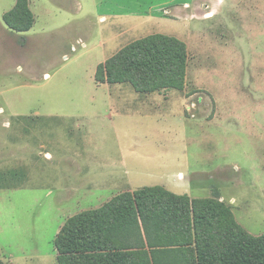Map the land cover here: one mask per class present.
<instances>
[{"label": "rangeland", "instance_id": "374dc122", "mask_svg": "<svg viewBox=\"0 0 264 264\" xmlns=\"http://www.w3.org/2000/svg\"><path fill=\"white\" fill-rule=\"evenodd\" d=\"M12 1L0 0V13ZM81 1L83 15L73 14L65 27L49 32L64 22L42 14L31 33L11 32L8 44L0 43L5 262L58 264L55 240L63 225L110 196L99 183L116 174L106 157L127 160L137 187L173 184L186 171L175 167L174 157L181 165L187 160L198 174L185 194L235 198L230 205L243 230L264 235V0H109L98 10L100 0ZM96 10L154 12L145 32L179 35L187 45L184 90L104 99L93 69L92 48L104 37ZM113 102L126 116H114ZM195 106L197 119L191 118ZM87 153L97 160H84Z\"/></svg>", "mask_w": 264, "mask_h": 264}, {"label": "trees", "instance_id": "16d2710c", "mask_svg": "<svg viewBox=\"0 0 264 264\" xmlns=\"http://www.w3.org/2000/svg\"><path fill=\"white\" fill-rule=\"evenodd\" d=\"M5 24L32 30L29 0H17ZM187 45L153 35L135 41L97 68V84H129L138 93L182 92ZM216 200H191L161 187L117 196L71 217L55 240L58 264H264V235L254 237ZM0 264H7L1 258Z\"/></svg>", "mask_w": 264, "mask_h": 264}, {"label": "crops", "instance_id": "0c3cea01", "mask_svg": "<svg viewBox=\"0 0 264 264\" xmlns=\"http://www.w3.org/2000/svg\"><path fill=\"white\" fill-rule=\"evenodd\" d=\"M108 1L109 0H100L99 4L97 5V10L100 8L101 5H103V8H106L107 5L109 4ZM199 1L201 0H195L194 4L198 5ZM205 1H207L206 3L209 4V3H217L218 0H205ZM54 2H57V3H54ZM90 2L95 3V0H90ZM16 3H17V0H13L11 3L5 2L7 8H4L0 13V43L2 45L8 44V38L10 37V34H12L11 32L17 33V34L31 33L35 29L39 19L42 18V14H46V15L50 14L51 16H54V17L60 16L62 18L61 22H64V24L51 28L49 31L51 32V31L56 30L58 27H62V28L65 27L66 24L74 17L73 14H75L76 16L77 15L82 16L85 10V7L81 0H62L61 2L57 0H53V1L29 0V8L34 15L35 24L31 31L26 32V33H18V32L12 31L5 24L4 19H3L5 14L13 10V8L16 6ZM33 9L37 11V14L34 13ZM97 10L95 12L98 14L99 22L104 25L102 29L103 31L102 33L104 34V37L100 38L99 41L96 44H94L92 48V51L97 52L95 55L94 62H93V69L95 71V79H96V72H97L98 66L101 64H104L108 59L113 58L123 48L145 37L148 38L153 35H163V34H157V33L155 34L152 32H149V33L145 32V29H148L151 24L149 19L151 18V16H154V12L149 13L145 11L141 13V11L131 10V11H126L122 13H112V12L98 13ZM44 12H47V13H44ZM212 16L213 15L210 14L209 17H212ZM158 17L161 19L165 18V17H160V16ZM41 29H43V27ZM172 37H176V36H172ZM176 38H180V36L178 35V37ZM25 43L26 42L24 41V46H20L19 48L21 49L24 48ZM77 46L83 50L87 48L86 43L82 39L77 41ZM77 46L75 45L71 46V51L75 49V51H72L73 53L78 52ZM65 56H68V55H65ZM95 83L99 88L98 90L104 92L103 93L104 99L108 98L111 100L113 95H115L117 99L121 98V96L124 98L129 97L133 99L134 97H136L135 95H137L135 94L136 91L129 84H119L115 86H110L108 84H97L96 81ZM166 92H169V91H163V92L155 93V94H161V95L165 94V96H167L168 94H171L170 92L169 93H166ZM113 104L114 105H112V112L113 113L117 112L116 114H114L115 117L116 115H118L119 117L126 116V114H122V111L117 110L118 107L116 109V106H119L118 102H113ZM198 107L191 110V114H192L191 118L193 119L198 118V117L196 118V115L199 112ZM108 115L109 113L105 114V116H108ZM109 119H111V116L109 117ZM96 155L97 154L94 155L91 153H87L85 157L84 155H81V154H79L78 157L79 158L82 157V159L84 157V160L87 159V160L96 161L97 160ZM46 156L48 159H51V155L49 153H47ZM110 158L111 157L109 158L106 157L108 161L112 162V165L110 166L109 171H112L116 174L111 175L110 178H113V179H111L110 181L104 180V181L99 182L100 185L102 186L101 188L106 189L107 192L110 193L109 198L106 199L104 203H109V201H111L114 197H116L119 194L132 193L140 189L151 188V187H161L169 192L176 194V196H188L191 200H201L200 198L193 197V196L190 197L189 194L188 195L185 194L186 193L185 190L188 188L187 185L191 184L194 181V176L198 174V170H193L192 166H190V163L187 160L185 161V165H181L182 162H179V163L177 162V156L174 157L173 162L175 163V167L181 170L182 166H184L186 167V171H179L177 176H174L176 177L175 178L176 180L174 181L173 184L170 185V184H167L166 182H161V183H158V185H153L150 187H142V186L137 187V185H135V182H137L136 179H134L135 175H133L132 171H129L128 168L130 167V165L129 163H127V160H125V163H124L123 160L119 161V160L110 159ZM119 172H121V174H118ZM82 192L88 193L90 191L86 192V190L84 189L82 190ZM220 197H221L220 202L224 203L227 207L231 208L232 212L235 215L236 222L239 225H241V223L238 220V217L235 214L234 209L231 206V205H236L237 203L236 199L230 198L228 201L223 196H220ZM84 198H88V195L84 194V196L81 197L80 199L83 200ZM205 199H210V198H205ZM213 199L215 198H211L210 200H213ZM104 203L100 207H102ZM98 208H94L93 210L98 209ZM253 236H257V235H253ZM258 236H261V235H258ZM0 253H1V250H0ZM1 258H2V254H1ZM2 260L5 262L3 258Z\"/></svg>", "mask_w": 264, "mask_h": 264}, {"label": "built area", "instance_id": "2783aa9c", "mask_svg": "<svg viewBox=\"0 0 264 264\" xmlns=\"http://www.w3.org/2000/svg\"><path fill=\"white\" fill-rule=\"evenodd\" d=\"M72 51H75V49H73ZM65 59H68V57H67V56H65Z\"/></svg>", "mask_w": 264, "mask_h": 264}]
</instances>
